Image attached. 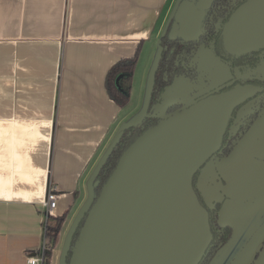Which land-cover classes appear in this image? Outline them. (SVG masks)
Returning a JSON list of instances; mask_svg holds the SVG:
<instances>
[{"label":"crops","instance_id":"obj_1","mask_svg":"<svg viewBox=\"0 0 264 264\" xmlns=\"http://www.w3.org/2000/svg\"><path fill=\"white\" fill-rule=\"evenodd\" d=\"M175 3L0 0V264H26L38 252L49 183L57 188L54 215L66 214L50 263L60 264V245L88 200L91 176L119 130L143 111L110 99L106 73L139 44L142 52L156 43L144 77L147 98ZM251 148L219 160L232 189L220 223L232 227L233 238L214 264L225 256L227 264L239 248L235 257L256 249L264 237V215L252 219L256 206L264 208V128Z\"/></svg>","mask_w":264,"mask_h":264},{"label":"water","instance_id":"obj_2","mask_svg":"<svg viewBox=\"0 0 264 264\" xmlns=\"http://www.w3.org/2000/svg\"><path fill=\"white\" fill-rule=\"evenodd\" d=\"M178 1L168 37L193 40L210 0H199L197 4ZM222 35L225 48L232 54L264 48V0H249L236 8L224 24ZM158 58L159 54L142 113L119 130L91 176L88 200L66 235L60 264H198L211 243L212 233L208 212L196 191L207 206L227 197L218 213L219 223L223 207L231 201L229 179L223 177L221 161L214 155L221 147L232 113L256 89L235 85L194 100L196 94L191 98L189 95L195 89L188 84L186 98L173 99L174 84L183 76L172 80L154 106L160 111L159 121L122 151L100 192L94 194L98 184L95 176L123 130L139 125L147 115ZM175 104L181 108L165 114ZM263 128L264 109L228 155L252 149ZM218 178L220 183L216 182ZM222 179L226 184L222 185ZM82 218L69 262L65 263L72 235ZM232 238L233 233L228 243ZM254 264H264V248Z\"/></svg>","mask_w":264,"mask_h":264},{"label":"flooded vegetation","instance_id":"obj_3","mask_svg":"<svg viewBox=\"0 0 264 264\" xmlns=\"http://www.w3.org/2000/svg\"><path fill=\"white\" fill-rule=\"evenodd\" d=\"M177 1L178 0H176L175 5H177ZM180 1H184V0H179L178 3ZM185 1L197 4L199 0H185ZM247 1L249 0H210L208 6L205 9H203V14L199 23V31L197 33L196 38L193 40L186 41L183 40L180 36H176L174 39H172L174 41L182 40L187 44L191 45L190 55L188 56L189 59L181 62V66L182 67L184 66L185 68L184 69V72L186 73L185 76H187V77L184 76L183 77L190 81L191 86H193L192 83L195 84L198 83L199 70L197 67V62L194 60V58L196 57L197 52L200 50H208L209 53H211L214 57L216 58L220 57V59L218 58L220 62L226 65L229 70V76L227 78L225 79L220 78L222 80L219 81L217 80V83L212 84V86H209V81L205 82V85L203 87L197 88L193 86L192 88H194L195 90H192V93H190L189 95L190 98L193 96L192 94H196V97L193 98L194 100H197L211 93H220L223 91H227L233 88L235 85H242V86L249 85L256 89V93L252 97L244 101L241 105H239V107L236 108L232 113V117L229 121L226 132L228 131V133L229 132L236 133V135H244L249 129V127L253 124L252 122L255 119V117L253 116L249 117V115L251 113L259 112L264 108V48L238 55L228 52L223 44L222 30L224 24L227 22L230 15L236 10V8H239L242 4L246 3ZM171 15L169 18L170 21L168 20V22H170L172 26L174 21L173 22L171 21L174 19V16ZM175 62L177 63V58ZM188 65L189 66L192 65L194 67L190 68ZM188 77L191 79H189ZM246 105H248L249 107L248 112L246 114L241 115L237 119L238 117L237 110L240 111ZM173 106L179 109L181 108L180 104H175ZM226 132L223 135L222 144H224L225 137L228 136ZM221 147L219 151L216 152L214 155L218 159L225 157L229 153V152L226 154L222 153L224 151L223 150L220 151ZM262 161L264 162V159ZM196 177L197 175H194L193 184H195ZM220 181L221 179L218 178L216 182L220 183ZM196 193L199 198V201H201L202 203L203 198L200 196L198 192ZM225 199L226 196L223 197L222 202L212 201V203L216 202L215 204V206L217 207L216 210L215 207L212 208L211 210L206 209L207 212H209L208 218L211 217V219L214 222V224L212 222L213 229H215L216 227L215 233L219 235L218 239L216 240L217 242L216 244L222 242L223 240L221 239H223L224 237L230 238L233 232V229L230 225L222 224L217 221L218 220L217 215ZM252 215H253L252 216L253 220L261 221V218L264 215V208L259 205L256 206L254 208V211L252 212ZM215 217L217 219L216 220L217 223L220 226H223L222 228H220L215 223ZM210 230H212L211 224H210ZM213 239L214 237L212 234L211 243ZM223 243L226 245L228 243L227 239ZM225 245H223L220 249H218L216 253L214 252L211 253L209 256H206V258L208 257L209 258L205 264H214L216 258L219 256L220 252L222 251ZM263 248H264V237L262 238L260 245L253 250V252L255 253L253 255L250 264L255 263V261L260 256V253L263 251ZM238 250L233 253L227 264H229V262L233 259V257H235V255L238 253Z\"/></svg>","mask_w":264,"mask_h":264},{"label":"trees","instance_id":"obj_4","mask_svg":"<svg viewBox=\"0 0 264 264\" xmlns=\"http://www.w3.org/2000/svg\"><path fill=\"white\" fill-rule=\"evenodd\" d=\"M170 21V20H169ZM174 19L171 21L173 22ZM168 22L167 26L164 29V32L160 36L158 40V46H159V58L153 73V83L152 88L149 96V102L147 107V115L143 117L141 123L137 126H130L123 130L122 134L120 135L119 139L115 143L114 147L106 157L105 161L102 163L101 167L99 168L94 181H97V186L94 187V194L98 195L100 192V189L102 185L105 183L107 178L109 177L110 173L114 169L122 151L144 130L147 128L153 126L154 124L159 121V117L157 115L160 114V111L156 109L154 106L160 102V96L163 93L164 89L171 84L172 80L175 77L178 76H185L186 73L184 72V66H181V62L186 61L189 59L190 55V48L191 45L187 44L186 42L179 40L174 41L168 37V33L170 30L171 23ZM173 50V51H172ZM140 53V44L137 46L135 53L133 56L129 58H123L115 62L107 71L105 76V89L112 101H114L119 107H124L127 105L131 93V85H132V79H133V71L135 67V63L137 61L138 55ZM177 56V57H176ZM218 57V56H217ZM177 58V63L175 62ZM220 59V57H218ZM192 61V60H191ZM229 65V64H228ZM189 66V65H188ZM187 66V67H188ZM190 68H193L194 66L190 65ZM196 70V69H195ZM189 78V77H188ZM191 79V78H189ZM179 108L172 106H169L165 114H169L173 111L178 110ZM264 109V108H263ZM262 109V110H263ZM256 113H251L249 117H255L254 121L257 119L259 113L262 111ZM253 121V122H254ZM252 122V123H253ZM228 136L225 137L224 144H222L221 150L224 151L222 153L226 154L230 152L237 141L243 136V135H236V133H232L228 131L226 132ZM198 192V191H196ZM199 193V192H198ZM201 196V195H200ZM202 197V196H201ZM203 198V197H202ZM201 202V201H200ZM205 206L206 209H212L215 207L216 210V202L211 203V206H207L204 203V200L201 203ZM216 213V212H215ZM209 214V212H208ZM65 215H54V216H48L47 222L44 229V239H45V245L44 249L42 251V264H50L51 259L53 256V249L55 247L58 234L64 224L65 221ZM218 217V215H217ZM215 217V223L222 228L223 226H220ZM83 222V218L79 222L75 232L72 235L70 246L67 250L66 257H65V263L69 262L71 253H72V246L77 238L79 228ZM209 222L212 227V234H213V241L206 250L204 256L200 260L198 264H205L208 260L206 256H209L211 253H216L218 249H220L223 245H225L223 242L227 239V241L230 240V238H223L222 242L219 244H216V240L218 239L219 235L215 233V229H213L212 222L213 220L211 217H209ZM214 224V222H213Z\"/></svg>","mask_w":264,"mask_h":264},{"label":"rangeland","instance_id":"obj_5","mask_svg":"<svg viewBox=\"0 0 264 264\" xmlns=\"http://www.w3.org/2000/svg\"><path fill=\"white\" fill-rule=\"evenodd\" d=\"M156 46H157L156 43H154V46L152 47L149 46L148 44H145L144 50L142 52L140 51L141 54L139 53L138 55L137 61L135 63L134 71H133L134 75L132 79L133 81L132 95L130 96V100L128 101L127 105L124 107L131 106L133 107L134 111L136 110L138 111L139 109H144L146 105V98H145L146 97V85L144 83L145 81L144 77L146 76V73H148V69H149L148 65H149V62L151 63V60L155 54L154 52L156 51ZM153 47H154V50H152ZM211 55L212 54L209 53L208 50H200L197 52L194 60L197 62L199 76H198V83L197 84L192 83L193 86L197 88L203 87L205 85V82H208V81H209V86H212V84L217 83V80L219 81L229 76V70L227 66L222 64L220 61H218L215 57ZM155 58L156 56L154 57V60ZM188 84H190L189 80L185 78H180L177 81V84H174V92L176 93V95H179V96H176L174 94L173 99L181 98V96H184V98H186V92L188 90L190 91V89L188 88ZM193 86L190 85V88L192 89ZM124 107H122V109ZM248 110H249V107L248 105H246L244 108H242L239 111L237 119L241 115L246 114ZM64 238L65 237H63V241H64ZM62 244L60 245V253H62L61 252ZM249 247L250 246L246 247L243 253L238 255L237 259L231 264H250L255 252H253V250L249 252ZM221 256L224 257V254H222ZM224 258L219 259L218 264H223Z\"/></svg>","mask_w":264,"mask_h":264},{"label":"built area","instance_id":"obj_6","mask_svg":"<svg viewBox=\"0 0 264 264\" xmlns=\"http://www.w3.org/2000/svg\"><path fill=\"white\" fill-rule=\"evenodd\" d=\"M56 205H57V188L53 184L49 183L46 190L45 198L42 202L43 233L47 222V217L54 216V210L56 208ZM44 245H45V239L43 236V241L41 243V246L39 247L38 252L34 253L33 255L26 256L25 258L26 264H42V251L44 249Z\"/></svg>","mask_w":264,"mask_h":264}]
</instances>
